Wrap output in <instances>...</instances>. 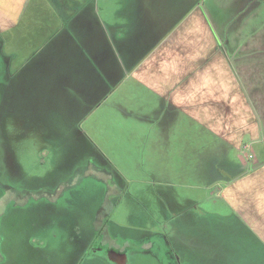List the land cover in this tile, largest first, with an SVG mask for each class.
<instances>
[{"label": "rangeland", "instance_id": "obj_1", "mask_svg": "<svg viewBox=\"0 0 264 264\" xmlns=\"http://www.w3.org/2000/svg\"><path fill=\"white\" fill-rule=\"evenodd\" d=\"M113 1L98 0L106 22L120 8ZM220 6L228 54L234 38L239 47L264 43V0ZM9 32H0V264H110L100 250L109 236L129 250L146 240L129 264H264L246 221L217 192L196 186L197 163L151 143L158 133L142 123L138 101L119 88L81 114L68 96L76 97L73 86L51 77L34 84L35 66L10 61Z\"/></svg>", "mask_w": 264, "mask_h": 264}, {"label": "crops", "instance_id": "obj_2", "mask_svg": "<svg viewBox=\"0 0 264 264\" xmlns=\"http://www.w3.org/2000/svg\"><path fill=\"white\" fill-rule=\"evenodd\" d=\"M207 1L116 0L120 8L106 22L98 0H0V30L10 31L11 45L3 43L10 61L35 66L34 84L51 77L73 86L76 97L68 96L81 114L119 88L123 99L138 101L142 123L158 133L151 143L168 147L169 158L197 163L196 186L230 204L264 251V43L239 47L234 38L228 54L219 22L224 0L212 2L214 14ZM123 111L130 114L125 104ZM106 240L101 252L107 243L120 253L132 246ZM136 243L143 245L120 262L97 253L129 264L147 245Z\"/></svg>", "mask_w": 264, "mask_h": 264}, {"label": "flooded vegetation", "instance_id": "obj_3", "mask_svg": "<svg viewBox=\"0 0 264 264\" xmlns=\"http://www.w3.org/2000/svg\"><path fill=\"white\" fill-rule=\"evenodd\" d=\"M149 242H150V241H149ZM150 243H151V247H153V246L155 245V244L152 243V242H150ZM151 247H150V248H151ZM102 248H103V247H102ZM112 250L115 251L114 249H111L110 247L103 248V249H102V253H104L105 255H107V256H109V257H111V258H112V257L117 258V259L119 258V259H120V260H118L119 262L122 261V259H121L122 257L127 256V253H131V251H132V250H129V248H128V250H127V249H126V250H122L121 253H120V252H117V253H119L120 255H116V256H115L113 253L110 252V251H112ZM112 259H113V258H112Z\"/></svg>", "mask_w": 264, "mask_h": 264}, {"label": "water", "instance_id": "obj_4", "mask_svg": "<svg viewBox=\"0 0 264 264\" xmlns=\"http://www.w3.org/2000/svg\"><path fill=\"white\" fill-rule=\"evenodd\" d=\"M110 252L113 253L115 256H116V255H120L119 253H117L116 251H113V250L110 251ZM124 257H125V256H124ZM112 258H114V257H112Z\"/></svg>", "mask_w": 264, "mask_h": 264}]
</instances>
